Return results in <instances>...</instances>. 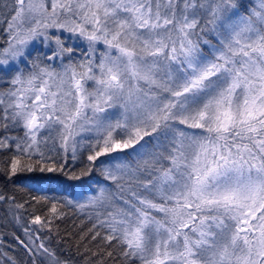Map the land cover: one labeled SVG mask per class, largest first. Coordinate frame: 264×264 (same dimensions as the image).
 <instances>
[{
	"label": "snow or ice",
	"instance_id": "6c2138e0",
	"mask_svg": "<svg viewBox=\"0 0 264 264\" xmlns=\"http://www.w3.org/2000/svg\"><path fill=\"white\" fill-rule=\"evenodd\" d=\"M0 26V204L31 264H68L40 235L68 208L94 264H264V0H0ZM10 186L50 215L24 226Z\"/></svg>",
	"mask_w": 264,
	"mask_h": 264
},
{
	"label": "trees",
	"instance_id": "16d2710c",
	"mask_svg": "<svg viewBox=\"0 0 264 264\" xmlns=\"http://www.w3.org/2000/svg\"><path fill=\"white\" fill-rule=\"evenodd\" d=\"M6 38L4 26H0V47L5 46ZM67 183L74 186L78 183H83V181H68ZM8 190L10 193L15 194L18 201H29L26 205V211L19 210L21 223L24 226L34 229L37 226L30 223L34 216L40 215L43 220L50 215V205L43 201L37 203L31 200V196L26 190H22L16 186H10ZM71 190V188H68V191ZM31 195L38 194L32 193ZM60 210L65 211L67 214L54 221L52 232L48 233L45 230V232L40 233L42 237H52L50 241L45 239V243L50 244L59 254L60 258L67 261L68 264H94L97 257L92 256V252L99 251L100 248H104L105 245L100 243L99 237L96 241L91 240V233L88 230L91 228L92 221H89L86 215L79 211H73L70 208ZM85 233H87V235H85ZM0 235L3 236L5 241L3 246L4 251H6L8 255L13 256L17 264H31L25 251L17 245L16 240L13 238L14 235H17L25 239L23 229L13 220L7 205L4 204H0ZM82 236L84 237L83 240H81ZM9 245H11V247ZM86 248L88 249L87 251ZM113 252L114 257H107L105 255L104 264H123V258L119 255V249H113ZM0 259L3 260V264H8L6 257H0Z\"/></svg>",
	"mask_w": 264,
	"mask_h": 264
},
{
	"label": "rangeland",
	"instance_id": "374dc122",
	"mask_svg": "<svg viewBox=\"0 0 264 264\" xmlns=\"http://www.w3.org/2000/svg\"><path fill=\"white\" fill-rule=\"evenodd\" d=\"M6 46V45H5ZM195 131H199V130H195ZM77 191H78V189H77Z\"/></svg>",
	"mask_w": 264,
	"mask_h": 264
}]
</instances>
